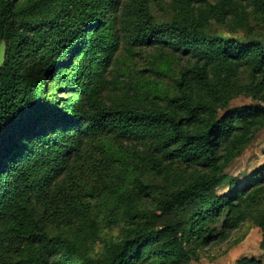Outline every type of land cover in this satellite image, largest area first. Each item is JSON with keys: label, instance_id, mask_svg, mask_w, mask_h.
<instances>
[{"label": "trees", "instance_id": "16d2710c", "mask_svg": "<svg viewBox=\"0 0 264 264\" xmlns=\"http://www.w3.org/2000/svg\"><path fill=\"white\" fill-rule=\"evenodd\" d=\"M2 43L0 264L264 246V163L227 173L264 130V0H0Z\"/></svg>", "mask_w": 264, "mask_h": 264}, {"label": "rangeland", "instance_id": "374dc122", "mask_svg": "<svg viewBox=\"0 0 264 264\" xmlns=\"http://www.w3.org/2000/svg\"><path fill=\"white\" fill-rule=\"evenodd\" d=\"M225 33V32H223ZM250 104V101L240 99L238 105ZM264 163V130L260 131L252 143L243 151L227 169L233 177L251 175ZM261 231L252 226L231 231L225 241H216L206 253L201 254L193 264H236L242 258H257L264 264V246Z\"/></svg>", "mask_w": 264, "mask_h": 264}, {"label": "water", "instance_id": "95a60500", "mask_svg": "<svg viewBox=\"0 0 264 264\" xmlns=\"http://www.w3.org/2000/svg\"><path fill=\"white\" fill-rule=\"evenodd\" d=\"M5 52H6V45L4 43H2L0 45V66H2L4 64Z\"/></svg>", "mask_w": 264, "mask_h": 264}]
</instances>
